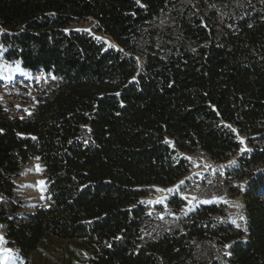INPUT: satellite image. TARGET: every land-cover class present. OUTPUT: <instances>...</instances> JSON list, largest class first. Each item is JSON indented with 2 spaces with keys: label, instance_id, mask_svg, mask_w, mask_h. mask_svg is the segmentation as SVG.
Returning a JSON list of instances; mask_svg holds the SVG:
<instances>
[{
  "label": "trees",
  "instance_id": "16d2710c",
  "mask_svg": "<svg viewBox=\"0 0 264 264\" xmlns=\"http://www.w3.org/2000/svg\"><path fill=\"white\" fill-rule=\"evenodd\" d=\"M178 2L0 0L4 58L56 77L31 113L0 106V176L40 157L47 177L48 203L7 225L24 264L51 263L37 254L55 240L69 243L58 264H198L194 240L206 238L232 243L227 264H264L262 173L246 193L247 231L218 224L212 203L182 229L143 234L140 199L183 176L172 145L225 161L240 146L225 124L264 138V6L223 31L193 16L185 43L151 47L140 67L146 27ZM85 19L109 42L75 26ZM261 158L264 146L251 161Z\"/></svg>",
  "mask_w": 264,
  "mask_h": 264
},
{
  "label": "rangeland",
  "instance_id": "374dc122",
  "mask_svg": "<svg viewBox=\"0 0 264 264\" xmlns=\"http://www.w3.org/2000/svg\"><path fill=\"white\" fill-rule=\"evenodd\" d=\"M263 6L264 0H179L177 4L162 11L146 27L139 40V51L136 56L138 64L140 67L143 66L151 47L154 50H165L166 53L172 47H179L185 43L183 23L190 21L193 16L201 17L204 23L209 22L223 31L225 27H232L236 19L244 17L247 12L255 13ZM75 26L109 42L106 35L97 32L95 22L90 19L82 20ZM20 67L24 69L21 65ZM24 70L27 74L21 75L16 71L15 63L7 61L3 51H0V76L13 77L11 82L0 79V106L13 114L31 113L36 103L37 93H40L41 89L52 81V76L44 71ZM41 73L44 74V79L40 78ZM238 134L245 138L246 146L251 151L241 155L239 150L242 146L240 145L239 149L230 154L229 159L225 161H217L202 150L187 152L172 145V148L176 149L174 155L180 162L183 176L169 186H152L148 194L140 199L145 211L144 237H155L166 231L182 229L188 217L200 206L212 203H215L218 208L217 212L212 214V218L216 219L218 224L225 225L231 231L245 232L247 229L246 193L250 191L251 185L258 176L264 173V158L254 162L251 158L255 151L261 150L264 146V138L239 131ZM232 160L237 161L234 166L229 165V161ZM37 164L44 169L42 172L36 170ZM205 165L210 167L206 168ZM221 166H224L223 175L220 174ZM41 180L45 183L47 181L45 167L36 158L30 159L17 173L0 176V237H3L0 247L12 249L15 257L14 264H24L25 260L17 245L7 238V225L9 221L19 220L27 213L35 211L37 207L48 203V185L46 183V190L41 192L40 188L43 187L39 185ZM181 180L184 181L181 185L183 194L189 199L196 198L191 205L187 200L182 199L179 193L156 191L157 188H173ZM240 185H244L243 191ZM257 193L264 197V183ZM42 195L44 199H41ZM163 197H167L163 203H148ZM236 205L243 207H236ZM241 215L246 219L241 220ZM233 220L235 224L232 223ZM237 224L240 225L239 228L236 227ZM54 242L55 249L52 248L51 243L40 247L37 254L39 261L50 251L54 254V258L49 264L61 262L62 248L69 243L60 240ZM225 245L232 246V243L222 244L217 238L195 239L193 257L199 261L198 264H227L229 256L225 253H231V247L225 248ZM84 256H89L86 251ZM82 260V263H88Z\"/></svg>",
  "mask_w": 264,
  "mask_h": 264
},
{
  "label": "snow or ice",
  "instance_id": "6c2138e0",
  "mask_svg": "<svg viewBox=\"0 0 264 264\" xmlns=\"http://www.w3.org/2000/svg\"><path fill=\"white\" fill-rule=\"evenodd\" d=\"M136 3L137 4H140L141 3V0H136ZM141 6H143V5H141ZM65 31L67 32L68 30L65 29ZM4 34H5V30L2 29V28H0V36H2ZM110 47H115V45H110ZM0 51H8V49L7 48H4L3 45H0ZM14 63L16 65V71L20 72L21 75H26L27 74L25 72V70L20 67V65L22 63L21 60H15ZM40 78L41 79H44L45 78L43 73H41ZM0 79H4V80H7V81L11 82L12 79H13V77L11 75H9V76H0ZM52 79H56V77L53 75L52 76ZM133 79H135V77H133ZM117 95H119V93H117ZM21 118L23 119V117H21ZM224 126L227 129H229L232 133H235L237 135L238 142L242 146L240 148V150H239L241 155H243L245 152L251 151V149H248L247 146H246L245 138L239 136L238 131H237L236 128H233L230 124H225ZM2 131H3V129H0V132H2ZM33 139H36V138L33 137ZM85 143H87V141H85ZM165 143L171 144V142L168 141L167 139L165 140ZM36 159L39 160L40 157H36ZM236 163H237V161H235V160L229 161V165L230 166H234ZM205 167L207 168V167H210V166L209 165H205ZM223 167L224 166H221V171H220V174L221 175H223V171H222ZM36 170L38 172H42L44 169L42 168L41 165L37 164L36 165ZM262 175H264V173H262ZM183 184H184V181L181 180L179 182V184L178 185H175L173 188H169V189H160V188H157L156 191H159V192H167L169 194L179 193L180 196H181V198L184 199V200H187L188 204L191 205L192 204V201L194 199H196V198L195 197H192L191 199H189V197H187V196H185L183 194V192L181 191V185H183ZM39 185L43 186V187L40 188V191L41 192H44L46 190V183H45V181L44 180L39 181ZM239 187L241 188L242 191L244 190V185H240ZM44 198L45 197L42 195L41 196V199H44ZM165 199H167V197L159 198V199H157L154 202L153 201H148V203H157V204H159V203H163ZM205 202H207V201H205ZM225 203H227V202L225 201ZM236 207H243V206L242 205H236ZM189 210H191V208H189ZM240 219L241 220H245L246 218L243 215H241ZM232 223L235 224L236 223L235 220H233ZM236 227L239 228L240 225L237 224ZM245 231H247V229H245ZM116 239H119V237H117ZM0 242H3V237H0ZM108 246L111 247V245H108ZM229 247H231V245H225V248H229ZM225 255L226 256H230L231 253L226 252ZM14 260H15V257L13 256L12 249L0 247V264H14Z\"/></svg>",
  "mask_w": 264,
  "mask_h": 264
},
{
  "label": "water",
  "instance_id": "95a60500",
  "mask_svg": "<svg viewBox=\"0 0 264 264\" xmlns=\"http://www.w3.org/2000/svg\"><path fill=\"white\" fill-rule=\"evenodd\" d=\"M36 70L42 71V69H40V68L39 69H36Z\"/></svg>",
  "mask_w": 264,
  "mask_h": 264
}]
</instances>
